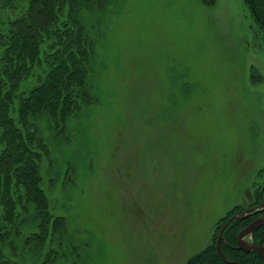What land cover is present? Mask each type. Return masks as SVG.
<instances>
[{"label": "rangeland", "instance_id": "obj_1", "mask_svg": "<svg viewBox=\"0 0 264 264\" xmlns=\"http://www.w3.org/2000/svg\"><path fill=\"white\" fill-rule=\"evenodd\" d=\"M4 4L0 28L24 5ZM82 21L94 102L61 129L36 120L68 264H185L263 181L264 30L244 0H107Z\"/></svg>", "mask_w": 264, "mask_h": 264}, {"label": "trees", "instance_id": "obj_2", "mask_svg": "<svg viewBox=\"0 0 264 264\" xmlns=\"http://www.w3.org/2000/svg\"><path fill=\"white\" fill-rule=\"evenodd\" d=\"M20 15L0 28V264H16L10 255L32 251L40 264H68L78 245L65 218L54 215L42 189L41 160L49 155L36 120L45 117L56 130L94 102L90 83L92 41L83 13L100 10L107 0H18ZM264 30V0H244ZM13 0H5L11 5ZM206 6L215 0H202ZM29 81L32 85L29 87ZM263 179L250 208L264 206ZM234 207L216 226L210 245L185 264H264L237 247V235L264 209L233 219L225 228L219 254V230ZM24 231H29L23 234ZM264 248V226L250 243ZM78 260L74 261L75 263Z\"/></svg>", "mask_w": 264, "mask_h": 264}, {"label": "water", "instance_id": "obj_3", "mask_svg": "<svg viewBox=\"0 0 264 264\" xmlns=\"http://www.w3.org/2000/svg\"><path fill=\"white\" fill-rule=\"evenodd\" d=\"M264 209V206L253 208L252 210L246 211L244 214H241L239 216H233L230 219L227 220V222L222 227V230L218 234L217 241H216V247L219 252V254L223 257V254L221 252V239L223 232L227 225L233 220V219H240L247 217L249 214H252L256 211ZM264 226V216H261L260 218L253 221L251 224H249L246 228L241 230L237 235V247L240 251L244 253H254L257 256H259L263 262H264V248L259 242L258 245H253L252 243L248 242L246 238L251 237V235L258 230L260 227Z\"/></svg>", "mask_w": 264, "mask_h": 264}]
</instances>
